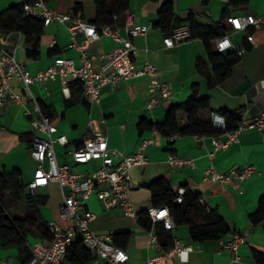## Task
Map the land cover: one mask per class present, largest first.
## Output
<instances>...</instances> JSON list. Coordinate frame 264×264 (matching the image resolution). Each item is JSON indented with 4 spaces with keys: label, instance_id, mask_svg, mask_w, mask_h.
<instances>
[{
    "label": "crops",
    "instance_id": "obj_1",
    "mask_svg": "<svg viewBox=\"0 0 264 264\" xmlns=\"http://www.w3.org/2000/svg\"><path fill=\"white\" fill-rule=\"evenodd\" d=\"M30 1L0 0V12ZM167 1L172 4L173 20L170 32L165 33L156 23L160 9ZM44 2L49 9L58 13L75 10L78 6L77 13L86 23L92 24L96 17L94 0ZM129 14L133 15L136 27L145 29L144 35L131 39L136 48L133 61L139 65L149 63L156 67L159 81L170 85L169 99L148 109L147 78L116 80L114 86L104 85L100 88L99 101L92 104L86 102L83 92H77L76 88L71 90L68 86L67 93L62 91L59 77L41 84L33 83L29 87L39 104L40 114L48 118L47 114L50 115L49 119L56 129L53 137L65 135L68 139L67 145L55 147L60 164L71 162L68 152L89 136L90 121L106 135L110 148L126 155L138 151L144 140H152L145 150L147 163L133 166L129 170L132 188L128 196L133 205L134 217H125L122 210L116 207L106 209L93 194L85 201V209L95 215V219L89 223L90 230L98 235L109 236L121 232L130 233L129 243L124 248L119 247L128 256L127 264H143L146 259L157 255L162 249L155 229H142L137 223L136 215L156 208L152 206L147 186L156 179L164 178L176 191L186 186L198 193L200 203L214 209L222 217L230 234L237 233L242 238L236 251H228L221 248L220 240L194 242L188 226L174 225L170 231L174 246L191 247L192 251L181 255L175 253L173 264H258L256 256L264 257V216L258 224L252 223L251 216L256 214L260 201L264 198V131L246 128L237 135L235 141L215 149L212 140L223 144L227 141L229 132L217 137L174 135L165 138L156 130H141L139 123L142 120L148 124L163 122L171 106L183 103L190 97L194 84L197 85L198 98L209 99L213 116L221 117L220 112L223 110L244 107L240 123L246 124L254 115L264 110V29L247 31L255 42V46H250L245 39L246 33L231 31L226 21L232 15L264 14V0H236L234 5H230L229 0H130ZM190 14L202 26L219 23L227 28L224 35L234 45L231 50L245 49L239 62L232 67L230 76L218 84L211 83L212 68L201 40L190 38L170 48L164 45V38L173 31L181 28L188 30L186 19ZM120 35L126 36L122 28ZM78 39L81 40V37ZM0 43L15 54L16 60L26 66L30 75L50 67L55 58L71 59L76 67L81 65L80 53L69 48L70 36L67 28L56 22L44 26L43 34L39 37L36 58L28 55L32 47L20 31L0 29ZM210 45L214 48V40ZM114 46L112 39L102 37L91 43L86 53L89 56H98ZM95 67H98L97 63ZM70 83L72 81L68 85ZM11 86L21 96L22 104H6L0 108V174L9 175L18 171L22 190L18 200H14L9 193L5 195V211L10 218H23L30 212L26 202L27 195L34 194L39 200L34 210L40 219L48 225L55 223L59 229H64L67 222L59 215L62 195L58 184L50 182L34 192L28 189L37 163L30 156L34 137L30 126L31 117L24 112L29 110L34 116L38 114L29 102L23 85L13 79ZM180 116L184 123V117ZM170 154L192 160L194 167L184 165L171 168L167 163ZM118 161L116 158L115 162ZM210 165L219 172L240 171L246 166H253L255 173L242 181L237 188L233 183L222 185L206 180L204 172ZM96 167L97 163H91L74 169L85 173ZM148 232L156 236L160 250L148 247ZM38 240L41 239L30 236L26 238L29 251ZM0 264H22L19 251L16 248H3L0 244ZM92 264L105 263L96 259Z\"/></svg>",
    "mask_w": 264,
    "mask_h": 264
},
{
    "label": "built area",
    "instance_id": "obj_2",
    "mask_svg": "<svg viewBox=\"0 0 264 264\" xmlns=\"http://www.w3.org/2000/svg\"><path fill=\"white\" fill-rule=\"evenodd\" d=\"M26 16L35 17L43 21L44 26L52 23L64 25L70 36L69 48L76 49L81 56V65L76 67L71 59L55 58L53 64L35 75H30L26 66L19 63L13 52H10L0 43V108L6 104L21 105V96L17 94L11 82L16 79L23 85L27 92L29 102L33 105L38 116H34L29 110L25 115L30 116V126L34 137L30 146V156L37 163L33 179L28 184V189L34 192L37 188L45 187L50 182L58 184L62 204L60 206V218L67 222V227L59 229L55 223H49L52 231L50 240H38L30 247L31 258L27 264H63L68 247L76 240L90 251L95 259L105 264H127L128 256L125 251L112 242L109 235H98L89 228V223L95 219V215L85 209V201L93 194L106 208H119L125 217H134L133 205L128 193L132 188L129 170L136 165H145L147 159L145 150L152 140H144L139 150L126 155L109 147L106 135L88 123L90 134L86 139L68 152L71 162L60 164L57 160L55 147L65 146L68 139L65 135L53 137L55 127L48 117L40 114V107L31 94L29 87L33 83L41 84L59 77L62 91L67 93L68 83L78 82L83 88V96L86 102L97 103L100 97V88L104 85L114 86L116 80L148 79L147 108L152 109L160 101L169 99L171 88L168 83L159 81V72L156 67L149 64H136L133 56L136 48L131 39L144 35L145 29L134 25L133 15L127 14L124 25L121 27L126 36L120 35V28L103 26L97 29L94 25L84 22L74 9L66 13H58L49 9L44 0H31L24 4ZM231 31L246 33L245 39L250 46H255L253 36L249 29H264V14L262 15H232L226 18ZM81 37V40L78 39ZM102 37H108L115 42V46L108 52L98 56H89L86 53L88 46ZM190 39V33L186 28L173 31L163 40L165 47L170 48ZM214 51L225 52L234 49V45L227 35L214 40ZM245 49H240V56ZM98 67H95V64ZM214 125L223 126L222 117L215 115ZM246 128H257L264 131V110L254 115L250 122L238 124L237 128L227 133V141L223 144L212 143L215 149H220L226 144L236 140L237 135ZM119 161L116 163L115 159ZM97 163L96 169L85 173H79V166ZM167 163L171 168L189 165L194 167L192 160L181 159L173 154L167 157ZM255 173L253 166H246L240 171L230 170L219 172L212 165L204 172V178L222 185L233 183L237 188L241 182ZM185 189L177 191L173 204L183 202ZM153 224H161L163 229L171 231L174 227L173 219L167 207L151 208L147 211ZM242 238L237 233L220 240V246L224 250L236 251ZM148 247L160 250L156 236L148 232ZM191 247L174 246L173 249L160 251L144 261L143 264H173L175 253H189ZM182 257V256H181ZM182 259H185L182 257Z\"/></svg>",
    "mask_w": 264,
    "mask_h": 264
},
{
    "label": "trees",
    "instance_id": "obj_3",
    "mask_svg": "<svg viewBox=\"0 0 264 264\" xmlns=\"http://www.w3.org/2000/svg\"><path fill=\"white\" fill-rule=\"evenodd\" d=\"M236 0H229L230 5H234ZM27 3V2H26ZM130 0H94L96 17L92 24L97 28L112 26L121 28L125 18L129 13ZM24 4L11 7L0 12V29L4 31H20L31 45L32 49L28 55L33 58L38 56L39 37L43 34V21L35 17L26 16ZM79 7H75L77 12ZM173 20V9L170 1L165 2L158 14L156 26L163 32H170ZM190 38L201 40L205 45L207 59L212 68V84H218L231 74L232 67L240 60L237 51L228 50L216 52L210 45L212 40L222 37L227 28L219 23L209 26H202L196 22L193 15L186 19ZM70 89L76 88L77 92H83L80 83L72 82ZM245 108L236 110H223L220 115L223 119V126L214 125L213 110L210 107L208 98H198L197 85L192 86V94L183 103L175 104L169 108L165 119L161 123L148 124L144 120L139 123L142 130L147 128L149 131L156 132L165 138L174 135L180 136H206L217 137L226 132L234 131L242 121ZM50 118V115L47 114ZM184 117L182 123L181 116ZM151 194L153 207H167L175 226H188L190 237L194 242L203 243L208 240H221L231 232L222 217L209 207L200 203V195L184 186L185 193L183 202L179 205L173 204L177 191L169 181L159 178L152 181L148 186ZM22 190L20 173L13 171L9 175L0 174V244L3 248H16L22 258V264H27L31 258L30 251L26 246V238L33 237L41 240H50L52 231L47 223L42 221L36 213L35 206L39 200L34 194L27 195V206L30 212L23 218H10L4 208V197L9 193L14 200L20 199ZM264 216V198L260 201V206L256 214L251 216L253 224H258ZM137 223L144 230L155 229L160 247L163 252L171 250L174 246L170 231L163 229L161 224H154L148 216L147 211L139 212ZM112 242L117 247L124 248L130 240V233H115ZM96 259L92 256L80 240L74 241L67 249L63 264H92ZM256 262L264 264V257L257 255Z\"/></svg>",
    "mask_w": 264,
    "mask_h": 264
}]
</instances>
